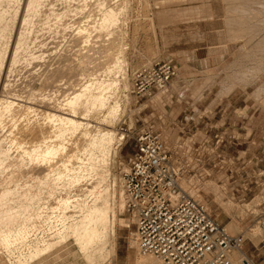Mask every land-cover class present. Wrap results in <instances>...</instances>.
<instances>
[{
    "label": "rangeland",
    "instance_id": "rangeland-1",
    "mask_svg": "<svg viewBox=\"0 0 264 264\" xmlns=\"http://www.w3.org/2000/svg\"><path fill=\"white\" fill-rule=\"evenodd\" d=\"M84 1L42 0L36 13H30L27 25H23L28 49L25 46L18 50V60L13 68L10 66V73H4L0 69V76L5 75L9 86L4 90L5 95L17 96L23 102L25 96V102L39 108L55 99L54 102H59L58 105L61 106L63 99L73 92L72 89L78 91L82 83L95 78L101 81H105L106 77V81H110L111 77L112 80L117 79L120 82H116L118 87L113 86L111 92L107 93V105L117 103L120 106L119 111L117 110L119 114L117 111L114 116L110 114L113 121L110 122L107 109L104 111L97 108L90 109L87 116L81 119L89 123L91 134L96 132V127L113 130L112 157L110 154L109 160L107 158L105 161L107 165L98 170L104 175L103 178L106 177L101 188L112 189L115 179L116 194L119 197V190L122 188L121 172L128 168L129 158L136 144L134 137L142 128L152 125L161 133L168 146L179 147L178 160L187 169L182 181L183 187L205 202L213 217L228 232L242 234L244 239L264 234V0ZM102 1L103 4L97 3ZM11 2V5L2 3L0 6L7 11L5 20L10 23V28L6 31L8 40L5 36L1 47L12 42L16 30L17 21L15 25L11 18L14 19L12 12L19 1ZM104 5L117 7L119 14L115 18L116 22H112L115 26L100 31L99 35L93 29L97 33L94 36L92 35L96 33L91 32L90 28L92 34L87 42L79 39L76 32L73 33L76 26L87 20L85 18L90 16L89 10L94 11H91L92 19L96 16L94 19L99 18L101 9L106 8ZM50 8L56 13L63 11L64 15L61 14L59 19L54 20L57 15L52 14ZM66 8L68 11H64ZM113 26L116 32L112 28L109 34L108 30ZM105 52L109 54L106 55ZM112 53H115V58L118 53L117 60L123 62L116 63L115 60L111 64L109 58L114 59ZM158 60L173 62L178 68L177 75L164 91H154L151 96L136 94L132 87L133 71ZM105 67L112 73L107 74L109 71ZM0 78L1 82L2 77ZM39 84L44 87L41 85L40 88ZM31 88L33 91L29 92ZM27 93L32 102L26 97ZM33 99L37 100V104ZM15 111L16 116L20 115L19 109ZM105 116L109 117V124L106 119L104 121ZM79 132L80 130L72 133L67 142L69 150H78V154L84 143H87ZM123 134L126 137L120 146ZM128 134L130 138L127 137ZM72 162L74 169L78 167L77 159ZM88 183L89 181L84 180L79 186L63 190L57 186L55 189L58 191L57 195H66L67 191L70 195L81 194L84 187H90ZM43 195L41 201L48 197L45 192L42 197ZM50 198H47L48 202L51 200L49 203L55 207L53 197ZM115 202V232L107 235V239L103 241L104 246L102 243L100 245L108 251L104 260L98 258L96 252L95 260L91 262L73 238L66 242L59 238V242L54 237L51 239L54 241H51L54 243L51 249L48 248L45 253L31 259L25 245L15 243L6 248L1 244L0 264H22L18 260L22 253L25 259L23 264H134L136 257L142 254L135 242V224L125 206L120 209L119 200L116 199ZM23 218L20 222L26 221L31 227L32 223H29L33 220H28L27 223V219ZM37 222L35 233L40 239L50 240L49 237L54 233L52 228L60 227V221L55 219H50L51 223H47L50 228L42 222L40 226L38 220L34 222L35 225ZM53 223L56 225H51ZM250 263L253 264L251 260Z\"/></svg>",
    "mask_w": 264,
    "mask_h": 264
},
{
    "label": "bare ground",
    "instance_id": "bare-ground-1",
    "mask_svg": "<svg viewBox=\"0 0 264 264\" xmlns=\"http://www.w3.org/2000/svg\"><path fill=\"white\" fill-rule=\"evenodd\" d=\"M10 1H14V0H0V6H2V3H7V4L9 3L11 5L12 2L10 3ZM18 1H19V4L17 8L16 9L14 8L15 11L12 12L14 14V19L10 17L12 21H14V23L17 21V25L15 23L16 30L13 36V40H11L12 42H9L7 46L5 45L3 47H1V43H3L2 40L3 41L5 40L3 39L5 38V36L7 39L8 35L6 34L7 33L6 31H8L7 30L8 28H10L9 26L10 23L7 22V20H5L7 11L0 7V66H1L0 69H2L4 73L11 72L12 69L10 68V66L13 68V64L16 63V61L18 60V50H21L25 46H26L25 49L26 50L28 49L27 48L28 39H27V36L25 35V32H24L25 30H23L24 29L23 25H27L28 20H29L28 17L30 13H33V14L36 13L38 6L42 0H16L17 3ZM81 1H84V0H81ZM89 1L94 2L95 0H89ZM104 1L106 2V0ZM97 3L100 5V4H103V1L102 3L101 2L100 3L97 2ZM113 3H114V0H113ZM10 5L8 6L10 7ZM79 5H81V3ZM83 5H82V8H83ZM51 6L52 5H50V7ZM58 6H59V3H58ZM104 6H101V7H104ZM3 10L6 12H4ZM53 10L54 9H52L50 12L52 14L57 15L56 17L54 16V20H56L58 16H61V14L64 15L63 11L56 13L57 11L54 12ZM95 10L97 11L96 6H95ZM64 11H68L67 8ZM91 11L89 10L90 16L92 13ZM12 13L10 16H12ZM93 13H92V17H93ZM97 14L100 15L99 12ZM117 14H119L117 7L115 8L112 6H107L106 8L101 9V16L97 19H94L97 16L92 19L90 16L86 14L87 18L85 19L87 20L84 23L82 21L83 24L76 26L77 29L73 33L76 32L75 34L79 36V39L82 38L84 42H87V40L90 38L92 34V33L90 34V30H89L90 28H92L91 32H93L94 30L98 31V35H99L100 31L102 32L103 30L104 31L107 30L109 26H112V25L115 26V24H112V22L113 23L116 22L115 18H117L116 17ZM82 15L85 16V14H82ZM114 26L109 28L108 30L109 34H111L110 30L112 28L114 30ZM57 27L59 28V26ZM58 28L56 30H59ZM13 29H14V26H13ZM28 31L30 33V30ZM108 31L106 33H108ZM114 31L116 32V30ZM93 33H96V32H93ZM94 35H97V33L93 34L92 36ZM30 43L31 42H29V44ZM107 52H105L106 55L111 53V51H109V53ZM27 55L29 56V54ZM117 55L118 53L116 54V58H115V53H114V55L112 56L114 57V59H111L110 57L109 59L111 60V62L109 59H108L109 61L108 60L107 61L110 62L111 64H112V61L114 63L115 60H117V57H118ZM29 59H32V58H29ZM108 62L106 64H108ZM120 62H123V61L122 60L116 61V63H120ZM113 65L111 67H114ZM106 67L105 69H107ZM117 67L118 66H116V68ZM107 70L109 71L110 69H107ZM106 72L107 71H105V73ZM109 73H112V71L107 72V74ZM1 74H2V71L0 75ZM7 75L9 76V74ZM0 77H2V80L0 82V245L2 244L6 248H9L11 244L15 245V243L16 244L18 243V245H21V246L25 245L26 247H28V257L31 259V258L40 256L41 254H43V252L45 253L46 250L48 251L49 249H51L52 248L51 246L54 245V243H52L54 241L51 240L52 238L54 239V237H57L58 238L57 240L59 242H61L60 240H62V242L63 241L66 242L70 238H73L75 244L80 247V250H82V252L85 254V257H87L88 260H90L91 262L95 260L94 254L96 252H97V256L99 255L98 258L100 257L104 260L108 256L107 254L108 251H105V249L100 245L101 243L103 245V241L107 239L106 237L108 234H114L115 232L116 215H115V212L113 211L114 204H116L115 201L116 199H118L119 200L118 205L120 209L124 208L123 190L122 188L119 190L120 191L119 197L117 198V194H116V182L117 181L115 179L113 183V188L110 189L111 191L108 190L109 188H104V187L101 188L103 185L102 181L106 180V177H104L105 178L104 179L103 178L104 175L103 174L101 175V173L98 171L99 168L103 167V165L104 166L107 165L105 161L108 158V156H110V154L112 153V147L114 144L113 130L111 128L110 129L108 128L100 129L99 127L98 128L96 127L97 129L96 132L95 133L93 132L94 134H91L92 133L90 131L91 126L89 125V123L83 122L81 119H84V116H87V112L93 108L94 109L97 108L99 110L104 109V111L107 109L106 112H107V115H109V117H110V114L112 115L116 114L115 112L118 110L119 105H116L117 103L113 105H110L109 103V105H107L108 104L107 98L109 97L107 93L109 91L111 92V89L113 86L115 87V85L116 86L118 85L116 84V82H118L117 79H115L116 81L112 80L111 74H110V77L112 81L110 79H109L110 81H106L107 77L106 79L103 78L105 79V81L104 80L101 81V80H98L97 78L95 79L93 78L94 80H91L87 83L86 82L82 83L78 91H76L75 89L74 91L72 89L73 92L72 93L70 92V94L67 95L65 99H63L64 100L63 104H61L62 107L58 105L60 104L59 102H54L56 101L55 98H54L55 99L54 101L50 100L51 98H49L50 101H47V104L43 105L42 108H39L38 106L29 104V102H25L26 101L25 96L23 99L25 101L23 102L19 98H17V96L11 97L10 95H5L4 90H6V87H9V86L7 83V79L5 78V75L0 76ZM42 84L44 85V82ZM42 84H39L40 88H42L43 86ZM34 85L32 87H34ZM35 86H38V84ZM45 88H43V90ZM30 91H33V89L29 90V92ZM7 93L8 92H6V94ZM46 94H48V92ZM29 96L30 95H28L27 93L26 97H29ZM21 97L23 96L21 95ZM29 99H30V102H32L31 101L32 99L30 97ZM35 101L37 104V100H34V102ZM17 109H19L21 112L20 115L18 116H16V111H15ZM118 111L117 113L119 114ZM6 116H8L7 122L5 118ZM106 116L105 118L103 117L104 121L106 122L107 120V124H109L112 118L111 117L106 118ZM108 118L110 120L109 123H108L109 121ZM78 130H80L81 132L80 137L84 136L85 138L83 139H85V142L87 140V143H84L83 147L80 146V148L82 147L81 150H79L80 154H78V150H74V151H72L73 149L69 150L70 148H68V143H67L71 139L69 136L72 133H76V131ZM125 137L126 136L123 134L121 140L119 141L120 146L123 144L122 141L123 139H125ZM111 157H112V154H111ZM74 159H77L79 161V165L75 169L72 165L73 163L72 161ZM84 180H86L87 182L89 181L88 185H90V187H84L85 189L84 191H82L83 193L81 194L75 193L74 195H70L68 194L69 191H67L68 193L66 195H57L58 191L55 189L57 186H59L63 190L64 188L66 189V187L72 188L76 185L79 186L80 182L81 181L83 182ZM56 191L57 193H55ZM44 192L48 195V197L45 195L47 198L53 197L55 201L54 202L55 207H52L53 205L49 203L51 202V200H49L48 202L47 198H45L47 201H45V199L41 201V198L42 199L44 198V195L42 197V193L44 194ZM54 208H56V210H54ZM27 215L29 216V218H27ZM22 218L24 220L27 219V223H28V220L29 222L33 220L29 223V224L32 223V225H30L31 227H29L28 224L25 223L26 221L21 223L20 220ZM53 218L55 220L60 221L58 222L60 223L59 224L60 227H56L55 229L52 228L53 229L52 231L54 233L52 235L50 234L51 235L49 237L50 240L49 239L45 240L42 238L40 239V237L38 238L36 235L37 233H35L37 230L36 227L38 226V222H37V225H35L34 222H36V220L40 221L39 223L41 226L42 223L47 224L50 219L54 220ZM125 224L126 226H129V224L127 223ZM51 225H56V224L53 223ZM50 227L51 226H49V228ZM227 227L232 229V226L230 224H227ZM56 242L57 241H55V243ZM244 255L245 254L242 251V249L240 251H237L233 258L234 259L233 264L234 263L241 264V262L243 263ZM18 260L22 264L25 262L23 253L19 256ZM237 260L239 261L238 263H237ZM135 261H136L135 262L136 264H153L154 258L150 255H147V254L144 255L142 253L141 255H138L136 257ZM249 264L251 263L249 262Z\"/></svg>",
    "mask_w": 264,
    "mask_h": 264
},
{
    "label": "built area",
    "instance_id": "built-area-1",
    "mask_svg": "<svg viewBox=\"0 0 264 264\" xmlns=\"http://www.w3.org/2000/svg\"><path fill=\"white\" fill-rule=\"evenodd\" d=\"M177 73L171 61L142 65L133 71V90L140 96L164 91ZM134 140L120 179L138 250L152 256L153 264H233L244 236L228 232L205 202L183 187L187 169L178 160L179 147L168 146L152 125ZM243 262L250 260L244 255Z\"/></svg>",
    "mask_w": 264,
    "mask_h": 264
},
{
    "label": "crops",
    "instance_id": "crops-1",
    "mask_svg": "<svg viewBox=\"0 0 264 264\" xmlns=\"http://www.w3.org/2000/svg\"><path fill=\"white\" fill-rule=\"evenodd\" d=\"M241 249L253 264H264V234L244 239Z\"/></svg>",
    "mask_w": 264,
    "mask_h": 264
}]
</instances>
